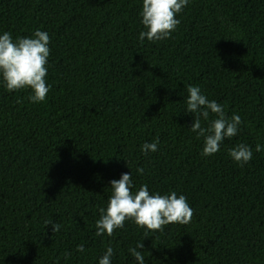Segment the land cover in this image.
Masks as SVG:
<instances>
[{"label":"trees","instance_id":"trees-1","mask_svg":"<svg viewBox=\"0 0 264 264\" xmlns=\"http://www.w3.org/2000/svg\"><path fill=\"white\" fill-rule=\"evenodd\" d=\"M142 2L0 0V35L50 37L44 102L0 75V264H99L108 247L111 264H138L139 242L145 264H264V0H189L155 42L139 39ZM190 85L242 120L211 156L190 129ZM239 144L253 152L243 166L229 155ZM123 173L133 193L184 195L191 222L126 219L97 236Z\"/></svg>","mask_w":264,"mask_h":264},{"label":"clouds","instance_id":"clouds-1","mask_svg":"<svg viewBox=\"0 0 264 264\" xmlns=\"http://www.w3.org/2000/svg\"><path fill=\"white\" fill-rule=\"evenodd\" d=\"M189 4V0H143L141 10V23L147 29L141 31V42L147 38L150 42L168 39L176 30L180 21L177 14ZM50 37L47 32L37 29L33 37H17L13 40L12 34L5 31L0 35V75L9 92L22 89H31L29 99L32 103L44 102L50 90L46 85L48 58L50 55ZM186 100L187 113L194 114V122L190 129L203 137V156H211L220 150L225 138H232L239 132L242 124L239 115L227 116L224 105L215 100H208L202 94L200 87L188 86ZM210 114L214 115L210 119ZM207 126H204V125ZM159 141L144 143L141 151L144 154L156 152ZM262 150L256 145V151ZM230 157L241 166L252 160L253 152L248 145L239 144L229 151ZM143 168H137V173L143 174ZM133 187L132 175L123 173L119 180L111 181L112 195L107 208H101L100 218L96 221V235L105 233L112 236L114 231L124 227L126 219L133 220L141 228L151 231H163L169 224L186 225L191 222L194 210L189 206L184 195H177L175 191L167 195L159 193L150 194L148 185H142L137 192L131 191ZM51 226L52 232H59L61 225L51 220L45 221ZM137 248L143 249L142 242L136 248H130V254L138 264H145V258ZM78 252H83V244L77 245ZM113 249L107 248L99 264H111Z\"/></svg>","mask_w":264,"mask_h":264}]
</instances>
